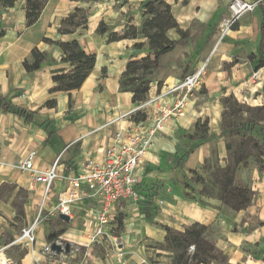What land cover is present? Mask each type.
Instances as JSON below:
<instances>
[{"label":"crops","instance_id":"crops-1","mask_svg":"<svg viewBox=\"0 0 264 264\" xmlns=\"http://www.w3.org/2000/svg\"><path fill=\"white\" fill-rule=\"evenodd\" d=\"M146 1L47 0L37 22L31 27L25 26L24 1L16 2L13 7L0 6V96L9 99L14 105L37 111L40 118L52 120L55 127V134L49 143H45V134L37 126L24 125L12 114L0 112V187L4 184L13 185L26 191L24 227L31 223L43 197L42 186L34 183L30 174H23L15 167L29 151H35V167L39 171L48 169L61 155L65 162L63 164L61 161L65 167L63 175L67 176L71 171L77 172L84 160H101L118 132L124 133L135 127L145 129L153 125L150 117L140 123L131 120L130 113L135 106L131 101L132 94L120 90L127 63L139 60L144 56V51L132 48L134 40L109 42L106 34L99 35L96 32L100 22L117 33H121L126 25L138 27L142 22L141 5ZM165 1L179 28L187 36L181 40L175 29L167 31L168 39L180 43L174 48L179 55L176 60L170 59V53L162 57L159 70L165 72L160 77L157 74L153 84L157 83V87L171 85L192 73L217 45L207 72L187 99L184 114L166 121L163 130L156 135L153 147L143 158L142 190L151 195V188H154L151 184L156 182L155 178L165 180L162 194L153 196L151 200L160 209L157 219H153L155 223L147 219L143 223L142 218L138 220L131 206L118 207L128 221L124 228L135 233L131 240H135V243L130 241L126 247L127 250L134 249L128 251L130 254L124 264H164L162 259H170L169 255L146 246L144 242L137 244L141 242L140 237L162 243L165 237L163 227L179 228L193 223L219 228L214 244L226 257V264H264V163L259 165L254 157H250L247 165L237 168V185H247L254 193L251 205L240 211H232L212 197L203 198L206 205L200 206L184 197L187 189L178 179L172 180L179 175L174 168H179L176 158L182 154L180 148L183 142L187 144L186 150L192 144L193 141L187 135L192 134L197 122H206L207 134H213L214 137L195 148L186 158L183 168L189 170L203 166L213 151L221 165L227 162L229 152L224 136L220 135L223 127V99L233 96L239 102L246 98L252 104L248 105L250 107L264 106V67L256 68L261 13L256 11L248 17H245L246 14L242 16L218 42L220 27L229 17L228 4L231 0ZM75 8L85 10L86 26L72 34H60L58 29L61 21ZM44 39L60 42L76 40L87 54L95 55V65L79 89L50 92L53 72L60 69L69 71L71 67L61 62L58 46ZM34 47L45 52L50 62L43 63L35 72L27 73L22 63L24 59L30 58ZM251 56L256 58L251 60ZM254 72L260 74V80H251ZM51 99L56 101V108L44 106ZM69 99L72 103L70 110ZM259 159L264 160V156ZM171 182L176 184V189ZM61 186L62 183L57 182L53 194ZM13 197H0V248L5 244V238H14L16 235L10 227L11 224L16 225L12 220L16 215L11 206ZM249 215L255 216L254 225L249 223ZM45 228L43 226V232ZM64 233L59 236L64 237ZM37 241L35 251L25 255L23 263L34 264L40 258L38 251L45 241ZM244 245L251 251L245 250ZM106 261L107 264H113L114 260L111 259L110 263Z\"/></svg>","mask_w":264,"mask_h":264},{"label":"trees","instance_id":"trees-1","mask_svg":"<svg viewBox=\"0 0 264 264\" xmlns=\"http://www.w3.org/2000/svg\"><path fill=\"white\" fill-rule=\"evenodd\" d=\"M25 2V26H33L45 6L47 0H0V6L3 8L13 7L16 2ZM72 1H82V2H97L99 0H72ZM142 10V24L139 28L134 26L127 27L123 34H118L111 31V28L100 22L96 32L100 35L106 34L109 42L119 41L123 39H136L139 37L145 38L149 44V50L152 52L153 59L149 55L141 58L137 61H130L126 65V70L122 75L120 90L122 92H129L132 94L131 101L133 104L143 102L147 99L148 81L142 79L138 76L136 79H130L122 87V80L128 74H133L135 71L140 70L141 74L150 72L157 66L158 59L161 54L167 53L174 48L178 41H171L166 36L167 31L170 29H175L177 33L182 37L184 32L179 28L175 19L172 16L170 6L165 0H147L141 5ZM261 13V23L259 26V56L256 68L264 67V9L260 10ZM87 24V14L83 8H75L71 14L61 21L58 32L60 34H72L78 28H84ZM235 26V25H234ZM2 33H0L1 35ZM45 42L55 44L61 50V62L68 64L71 69L65 71L60 69L53 72L51 77L53 87L50 92H70L77 90L81 87L84 80L92 71L95 65V55L87 54L79 45L76 40L70 42H60L51 41L49 39H44ZM136 47L137 44L135 43ZM256 58L251 56V60ZM50 62L48 55L45 52L38 50L34 47L30 52V58L24 59L22 66L27 73H32L41 68L43 63ZM128 86H131L129 89ZM233 100L232 96L225 98V103H230ZM44 106L52 109L56 108V101L51 99L44 103ZM69 110L72 107L70 99L68 101ZM234 108V107H233ZM255 111L259 113H264V106L253 107ZM0 112L4 114H12L22 121L24 125H35L39 130L45 134V143H49L53 134H55L54 123L50 119L40 118L37 111L30 110L26 106L14 105L9 99L0 96ZM146 116L143 113L136 112L131 116V120L135 123L144 122ZM200 127V132L197 135L187 136L189 140L193 141L187 150L183 151L181 155L176 158L177 167H181L186 158L194 151L195 148L203 144L205 141L213 138L214 135L207 134L208 128L206 122L203 123L202 127L200 122H197L194 129ZM243 130H255L261 141H264V125L254 126L251 122H245L240 125ZM224 129L221 130V136L226 135ZM251 150L255 149V158L259 159L263 156L262 152L256 151L258 145L257 143L251 141ZM248 143V141H247ZM246 142L242 141L239 147L234 152L233 163L229 164L227 161L224 165L219 163V159L216 153L213 151L212 155L216 158L217 166L212 168L213 178L211 173L205 179L201 175H197L195 170H190V172L195 175V182L201 184V190L197 194H192L189 196L187 192L184 193V197L200 206H205L203 198H216L220 200L224 207L231 209L232 211H240L251 205L252 196L254 193L247 186H237L234 184L235 174L239 165L245 166L247 160L253 157L252 154L246 155L245 150ZM226 150L229 152L228 158L232 150V146L226 142ZM211 155V156H212ZM210 159L205 160L209 162ZM229 160V159H228ZM65 164V162H63ZM203 165V166H204ZM68 167V166H67ZM67 171V170H66ZM65 172V171H64ZM210 172V171H208ZM210 177V178H209ZM197 178V179H196ZM208 185L210 188L216 191V194H206L204 189ZM185 189L189 188V185H184ZM137 191L143 196V200L139 202V209L145 215L148 221H151V215L155 209L154 203L151 201L153 196L142 190L141 186H137ZM200 198V200L196 198ZM15 209L18 208L16 204L13 205ZM18 216L24 217L23 210L16 211L15 220H18ZM123 217L119 215L115 219V226H123ZM263 223H260L262 225ZM165 237L163 242L159 245V250H165L172 253V264H226V257L223 253L216 248L214 243L207 241L204 234L206 232V226L193 223L190 226H184L183 231L174 230L170 227H164ZM65 230L61 231L59 234H48L46 239L51 241L59 235H62ZM9 240L12 237H8ZM190 245H194V252L191 256L187 255V249ZM246 248V245L245 247ZM247 249L249 247L247 246ZM246 250V249H245ZM217 253V255H216ZM220 256L221 260L217 261V256Z\"/></svg>","mask_w":264,"mask_h":264},{"label":"built area","instance_id":"built-area-1","mask_svg":"<svg viewBox=\"0 0 264 264\" xmlns=\"http://www.w3.org/2000/svg\"><path fill=\"white\" fill-rule=\"evenodd\" d=\"M261 3L263 0H231L228 4L229 17L220 27L218 42L242 16L252 13ZM212 53L192 73L185 75L166 91H160L148 101L140 103L133 112L146 109L151 104L161 105L167 98L171 102L168 106L159 105L155 109L151 127L145 129L135 127L124 133L118 132L101 160H84L77 172L71 171L69 175L64 176L65 167L61 162V155L48 169L39 171L35 167L36 153L29 151L19 161L17 168L23 174H30L32 181L42 186L43 197L37 205L31 223L21 229L10 245L27 247L33 253L38 246V227L43 223L47 225L53 218L60 219V216L67 217L70 222L79 217L83 232L88 234L89 244L99 242L107 236L113 245H117V237L111 235L109 231V228L116 227L114 224L117 209L123 205L131 206L137 218H142L138 204L143 200V196L137 191V186L142 181L143 158L153 147L155 137L163 130L166 121L184 114L187 99L205 74ZM260 79L258 72L251 75L253 81ZM242 100L244 104L252 105L246 98ZM57 182L62 183V186L53 194ZM64 242L65 239L62 236H57L40 245L42 258L36 259V263L56 264L54 260L64 252L57 253L51 249V245L55 244L64 248ZM1 252L0 264H13V261ZM46 257L52 261L48 262Z\"/></svg>","mask_w":264,"mask_h":264},{"label":"rangeland","instance_id":"rangeland-1","mask_svg":"<svg viewBox=\"0 0 264 264\" xmlns=\"http://www.w3.org/2000/svg\"><path fill=\"white\" fill-rule=\"evenodd\" d=\"M261 9H264V0L263 3H261L252 13L259 11ZM142 12V10H141ZM252 13H248L245 15V17L250 16V14ZM143 21V18H142ZM142 24V22H141ZM140 24V25H141ZM140 25L136 28H139ZM108 26V25H107ZM131 26V25H130ZM130 26H125L124 30L121 33L118 34H123L127 27ZM98 27V26H97ZM135 27V26H134ZM112 31V29H111ZM113 32V31H112ZM117 33V32H115ZM100 35V34H99ZM187 36L186 33H184V35H182L181 40L185 39ZM124 40V39H123ZM134 40V43L132 45V48L137 50V51H144V56L149 55L151 59H153V55L152 52L149 50V44L147 39L139 37L136 39H131ZM120 41V40H119ZM115 42V41H114ZM137 44V46L135 47L134 44ZM177 44H180L177 42ZM176 44V45H177ZM176 45L174 46V48L176 47ZM215 47V46H214ZM214 47L212 48V51L214 52ZM170 50L167 53H170V59L171 60H176L177 59V55H179V53L177 51H175V49ZM212 51H210V53H212ZM161 54L159 59H158V63L157 66L152 69L150 72H147L145 74H141L140 70L135 71V73L133 74H128L126 77L123 78L122 80V87L125 85V83H127L130 79H136L138 76H140L142 79H144L145 81L147 80L148 83V92H147V99L143 102H139L136 103L134 108L131 111V116L133 114H135L136 112H140L143 113L146 116V119L148 117L154 119V111L155 109L160 105V104H151L149 107H146V109L143 110H139L136 112H133V110L138 107L140 105V103H144L146 101H148V99H150V97H153L155 94L159 93L160 91H166L168 89V87H170L171 85L175 84L177 81L181 80L183 77L179 78L175 83L171 84V85H162L161 87H157V83H152L153 80H156L157 77L160 75H162L161 73L165 72V71H160L159 68L161 67V61H162V57L167 54ZM214 53H212L211 55H213ZM141 57V58H143ZM140 58V59H141ZM207 58V57H206ZM206 58H204L201 62H203ZM139 59V60H140ZM201 62H199V65L201 64ZM211 62V56H210V61L209 64ZM209 64L207 66V69L209 67ZM197 65V67L199 66ZM196 67V68H197ZM207 72V70H206ZM205 72V73H206ZM158 74V76H156ZM159 76V77H160ZM203 77V76H202ZM201 77V79H202ZM200 79V81H201ZM124 88V87H123ZM128 88L130 89L131 86H128ZM154 90V91H153ZM153 91V92H152ZM152 92V93H151ZM229 97V96H228ZM233 97V96H232ZM227 98V97H226ZM225 99L222 100V105H223V113H222V123H223V127L222 129H224L226 131V135H225V141L227 143H229L232 146V150L230 153V157L228 158L229 160H227L229 162V164L233 163L232 161L234 160V152L235 150L239 147L240 142L244 141L246 142L245 145V150H246V155H250L252 154L253 157L256 156L255 154V149L251 150V141L257 143L258 147L256 149V151H258L259 153L262 152L263 156H264V141H261V139L259 138V135H257L255 130H243L240 128V125H242L245 122H251L254 124V126L256 125H264V113H259L257 111L254 110L253 107H250L246 104H244V101L241 99L239 102L236 100V98L233 97V100L230 103H225ZM170 99L167 98L163 101V103L160 105H165L168 106L170 105ZM234 107V108H233ZM145 119V120H146ZM203 123H200V126L202 127ZM200 132V127L193 129L192 134H188L187 136H191V135H198ZM248 141V143H247ZM187 144H184L183 142V146L181 149V153L183 151L186 150ZM62 148V147H61ZM209 162H206L204 166H201L199 168H193L196 172V174L201 175L202 177H204L205 179H208L207 177L210 175L209 173H211L212 168L217 166L216 163V158L214 155L211 156V158H209ZM254 159L256 161H258L261 165L262 163H264V160L262 159H257L254 157ZM170 159H168L169 161ZM174 159H171V161ZM62 162L63 159H61ZM185 162V163H184ZM181 167L179 168H174V170L177 171V173L179 174L178 176H174L172 180H177L178 182L180 181L182 183V185H189V188L187 189V193H189V196H192V194H197L198 192H200L201 190V184L195 182L197 180H195V175H193L190 170L193 169H184L183 166L185 167L186 164V160L184 161ZM226 163V162H225ZM19 164L18 163L15 164V167H17ZM221 164V163H220ZM248 164V162H247ZM246 164V165H247ZM175 166V165H174ZM18 169V168H16ZM182 169H184L182 171ZM210 171V172H208ZM212 178H213V173H211ZM180 178V179H179ZM210 178V177H209ZM156 182L154 184H151L154 186V188L152 189V194L149 196H154L157 197L158 195L162 194V187L163 184L165 183V180H162V178H155ZM197 179V178H196ZM234 184L237 185L236 183V174H235V180H234ZM171 185L173 186V188L176 189V184L174 182H171ZM150 186V185H149ZM237 186H245L247 187V185H237ZM147 191L149 192L150 190L147 189ZM204 192L206 194H216V191L212 188H210L208 185H206V188L204 189ZM11 195H14L12 201H11V206L13 209H15L13 207L14 204H16L18 206L17 209H15V211H21L23 210V205L26 202V196L27 193L24 189H17L16 187H14L13 185H3L0 187V197L1 198H9L11 197ZM196 198V197H195ZM254 198V195L252 196V200ZM198 200H200V198H196ZM203 202L205 203V201L203 200ZM160 205V204H159ZM206 205V203H205ZM155 209L151 215V221L153 224L155 223L153 221V219L155 220V218L157 219V217L159 216V212L160 209H158V207L155 204ZM24 212V210H23ZM139 213L142 214V220L143 223L145 222L146 218L145 215L141 212V210L139 209ZM136 214V213H135ZM25 215V214H24ZM119 215H122L123 217V226L119 227L117 226V228L112 227L109 228L110 234L113 236L117 237V245H113L112 242L110 241V239L107 236H104V238L100 239L99 242H94V243H90L88 242V234L83 232V228L82 226H80V219L79 217H76L74 221H62L61 219L58 218H53L47 225H45L44 223L42 225L39 226V230L37 232V240H41V241H47L46 237L48 234H59L61 231L65 230V235H64V239H65V244H69L70 245V251L68 253H63V255H59L56 257V259L54 260L56 264H107L108 262L106 260L109 261V263L111 262V259H113V264H124L125 263V259L128 258L129 254L128 251L133 250L134 248H131L129 250H127L129 245H130V241L132 239H134V235L135 233L132 232L133 230H126L124 228V224L128 223L126 217L124 216V212H122L120 209H117L116 212V217H119ZM16 216V215H15ZM115 217V219H116ZM131 217H134L131 216ZM137 217V215H136ZM128 218V217H127ZM248 221L251 225L255 224V216L254 215H249ZM16 225H12L10 227H12L13 230H15V236H17L21 229L24 228V220L25 217H21L18 216V220L16 221L15 218L12 219ZM138 220H140L138 218ZM116 225V224H114ZM192 225V224H190ZM188 225V226H190ZM27 226V225H26ZM43 226L46 227L44 232H43ZM164 228V227H163ZM174 230H178V231H183L184 230V226H180L179 228H172ZM236 229V228H234ZM164 230V229H163ZM165 231V230H164ZM219 228H217L215 225H208L206 226V232L204 234L205 238L207 239V241L214 243V239L217 235H219ZM69 234V235H68ZM14 236V238H15ZM14 238H12L11 240L9 239H4L5 244L3 245V247L0 248V251H2L1 253L8 259H11L13 261V264H25L22 262V258L27 255V254H31L30 250L27 249V247H23L21 245H10L12 243V241L14 240ZM84 238V239H81ZM139 239V237L137 238ZM136 239V240H137ZM141 242H138L137 244H141L142 242H144V244L146 246H152L155 249L159 248V245L161 243L155 242L154 240H149L148 238H146L145 236H142V238L140 237ZM134 241V242H133ZM131 242L135 243V240H133ZM78 242V243H77ZM65 246V245H64ZM192 247V249L190 248ZM245 247V245H244ZM217 248V247H216ZM218 249V248H217ZM246 250L251 251V249H247L244 248ZM195 248L194 245H190L187 249V255L191 256L194 252ZM164 253H167L168 257L170 259H162L164 262V264H172V253L169 251H165V250H161ZM41 250L39 249L38 253L40 254V258H42L41 256ZM217 255V253H216ZM46 260L48 262H51L52 259H50L49 257H46ZM221 258L218 255L217 256V261H220ZM115 262V263H114ZM264 262V260H263ZM190 264H192L193 262L189 261ZM36 260H35V263Z\"/></svg>","mask_w":264,"mask_h":264},{"label":"water","instance_id":"water-1","mask_svg":"<svg viewBox=\"0 0 264 264\" xmlns=\"http://www.w3.org/2000/svg\"><path fill=\"white\" fill-rule=\"evenodd\" d=\"M59 218L62 221H65V222L68 221V218L65 216H60ZM51 249L56 251L57 253H61V252L68 253L70 251V245L65 244L64 248H61L60 246L53 244V245H51Z\"/></svg>","mask_w":264,"mask_h":264},{"label":"bare ground","instance_id":"bare-ground-1","mask_svg":"<svg viewBox=\"0 0 264 264\" xmlns=\"http://www.w3.org/2000/svg\"><path fill=\"white\" fill-rule=\"evenodd\" d=\"M2 258L0 257V260H1ZM3 261V260H2Z\"/></svg>","mask_w":264,"mask_h":264}]
</instances>
